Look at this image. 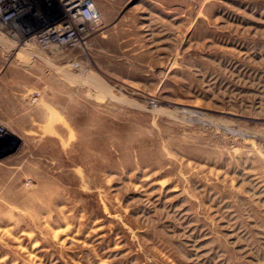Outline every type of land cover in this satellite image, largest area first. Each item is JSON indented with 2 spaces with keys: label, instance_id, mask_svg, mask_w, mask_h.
I'll return each mask as SVG.
<instances>
[{
  "label": "rangeland",
  "instance_id": "obj_1",
  "mask_svg": "<svg viewBox=\"0 0 264 264\" xmlns=\"http://www.w3.org/2000/svg\"><path fill=\"white\" fill-rule=\"evenodd\" d=\"M109 3L0 34V264H264V0Z\"/></svg>",
  "mask_w": 264,
  "mask_h": 264
},
{
  "label": "built area",
  "instance_id": "obj_2",
  "mask_svg": "<svg viewBox=\"0 0 264 264\" xmlns=\"http://www.w3.org/2000/svg\"><path fill=\"white\" fill-rule=\"evenodd\" d=\"M100 21L94 0H0V33L41 48L82 49Z\"/></svg>",
  "mask_w": 264,
  "mask_h": 264
},
{
  "label": "crops",
  "instance_id": "obj_3",
  "mask_svg": "<svg viewBox=\"0 0 264 264\" xmlns=\"http://www.w3.org/2000/svg\"><path fill=\"white\" fill-rule=\"evenodd\" d=\"M96 2L97 7L100 6V13H101V19H103V22H107V18L112 17L117 13L116 7L109 3V0H94ZM102 1H105L102 3ZM113 1V0H110ZM1 34V33H0Z\"/></svg>",
  "mask_w": 264,
  "mask_h": 264
}]
</instances>
